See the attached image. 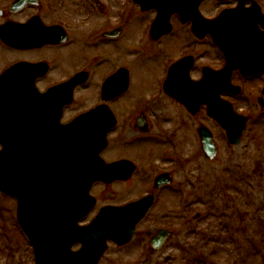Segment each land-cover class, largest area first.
I'll list each match as a JSON object with an SVG mask.
<instances>
[{
  "label": "flooded vegetation",
  "instance_id": "af4514ba",
  "mask_svg": "<svg viewBox=\"0 0 264 264\" xmlns=\"http://www.w3.org/2000/svg\"><path fill=\"white\" fill-rule=\"evenodd\" d=\"M14 2L5 0L0 5V45L15 54L7 65L20 60L43 63L41 75L35 78L40 89L82 71V82L76 87L86 90V96L78 98L82 106H64L61 120L96 106L99 117L114 121L102 159L125 160V166L134 168L127 177L126 168L119 167L123 171H117L116 179L94 184L96 207L118 208L152 197L146 213L134 224L131 239L110 241L102 259L112 250L119 264L215 263L211 224L202 228L198 223L205 215L195 208L201 200L195 196L200 183L191 167L200 154L209 160L201 149L199 127H209L213 120L193 86L203 72L221 71L229 64L234 82L235 77L240 79L241 90L242 82L258 81L261 94H248L264 105V0H175L170 30L156 38L149 34L155 11L140 10L134 0H27L21 7ZM183 3L187 20L179 10ZM192 18L194 25L188 21ZM176 24L181 26L180 35L173 39ZM22 34L32 36L39 45L14 48L2 41ZM131 37L137 42L129 46L126 41ZM123 48L135 63L152 61L157 69L131 71V62L118 57ZM104 60L108 62L96 73V65ZM132 73L140 96L125 100L133 84ZM215 81V76L207 79L210 84ZM187 226L197 236L194 242L182 240Z\"/></svg>",
  "mask_w": 264,
  "mask_h": 264
},
{
  "label": "water",
  "instance_id": "95a60500",
  "mask_svg": "<svg viewBox=\"0 0 264 264\" xmlns=\"http://www.w3.org/2000/svg\"><path fill=\"white\" fill-rule=\"evenodd\" d=\"M15 71L11 67L0 76V190L17 200V221L32 244L36 264H97L106 238L130 235L132 219L136 221L145 206L122 214L109 207L88 226L77 225L93 204L91 184L115 171L116 164H105L99 156L108 128L92 117H77L59 135L48 127L36 128L28 108L36 103L32 98L52 97L57 90L39 94L34 88L17 87L11 83ZM76 83L65 89L68 102ZM218 107L215 102L210 113L237 137L245 122H237L229 108L222 113ZM75 242H81L77 251L70 248Z\"/></svg>",
  "mask_w": 264,
  "mask_h": 264
},
{
  "label": "rangeland",
  "instance_id": "374dc122",
  "mask_svg": "<svg viewBox=\"0 0 264 264\" xmlns=\"http://www.w3.org/2000/svg\"><path fill=\"white\" fill-rule=\"evenodd\" d=\"M4 1L0 0V5ZM136 10L134 15H137ZM180 27L174 25L171 35L173 39L179 37ZM126 42L129 46L134 45L137 38L131 37ZM125 52L126 48L121 49L118 57L131 62V71L157 69L152 61L135 63L126 57ZM34 54L37 55V51ZM13 55L15 54L5 51L0 45V71L13 59ZM60 57L62 58V54ZM107 62L108 60H104L97 64L95 72L99 73ZM62 64L63 62L60 63ZM131 80L133 84L123 96L125 100L140 96L141 90L138 82L136 83L137 79L133 78V73ZM235 80L240 83V79L235 77ZM242 84L244 93L252 91L253 94H261L257 91L258 81ZM78 90L76 96H86V90ZM90 96L92 92L87 94L89 99ZM255 100L249 95L248 100L242 96L232 101L236 109L243 108L242 111L249 116L239 144L234 147L227 146L221 138V130L211 123L218 146L217 153L211 160H205L200 154L199 160L195 159L191 164L193 175L200 183L196 186L195 196H198V201L201 200L195 208L205 215L198 223L202 228L211 224L210 234L215 236V250L219 247L214 252L213 259L219 264H264V108L259 111L260 106ZM82 102L83 100H79V103ZM93 193L95 195L94 191ZM209 197L211 199L206 201ZM205 202L209 203V207L204 205ZM15 205L14 198L0 192V264H35L31 245L16 224ZM181 234L182 240L189 242H194L197 238L188 226ZM113 256V251L108 250L99 264H119Z\"/></svg>",
  "mask_w": 264,
  "mask_h": 264
}]
</instances>
